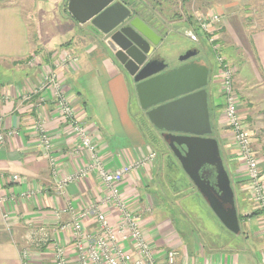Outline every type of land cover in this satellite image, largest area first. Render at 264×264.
<instances>
[{
	"label": "crops",
	"instance_id": "0c3cea01",
	"mask_svg": "<svg viewBox=\"0 0 264 264\" xmlns=\"http://www.w3.org/2000/svg\"><path fill=\"white\" fill-rule=\"evenodd\" d=\"M204 1L210 5L217 2V5L211 6L219 10L222 19L229 21L233 20V17L239 20V11H242L244 4L255 3L256 11H261L256 12L260 22L259 27L251 26L248 35L245 30L243 32L241 29L238 30L243 35L242 41H239L242 46L241 58L244 60L242 64H234L233 61L235 68L233 85L240 96L238 112L245 127L251 133L252 146L264 184V7L259 4L260 0ZM32 6L33 0H0V134L3 136V140H0V196L9 197L7 201L0 203V264H22L24 250L30 256L29 264H54L56 243L64 247L66 255L73 262L75 248L71 241V233L69 230L59 229L58 226L71 218V213L68 211L69 203L77 212L85 204L95 202L102 196L101 183L94 174L83 180L68 183L62 194L54 187L60 178L72 173L81 164L83 157L75 152L79 139L71 130L69 122L64 121L61 116L57 98L51 89H48L49 87H43L45 77L51 68L60 78L64 95L71 105L75 119L85 124L94 137L101 161L106 168L114 169L142 158L149 150L155 152L153 147L146 143L143 132L132 116L136 112L152 124L146 113L147 110L142 109L138 103L133 109L134 112L131 111L129 99L132 89L133 94L136 95L135 83L130 76L132 84L127 90L126 84H122L118 78L117 59L110 49L104 46L105 37L94 36L97 37L98 46L95 45L96 43L88 42L82 48L72 45L74 42L71 38L63 43L58 41V44L43 45L40 43L41 40L36 44L30 33V27L23 17V9ZM78 25L83 26L80 23ZM240 27L242 28V25ZM224 29L228 36L235 39L232 40L233 45L239 47L235 38L236 28H232L231 24L225 25L220 31L218 30V35H222ZM69 49L78 56L80 64H76L75 69L72 67L71 70H64L59 64H55L54 60L63 51L64 57ZM34 53L40 59L31 62L28 58ZM223 56L231 63L227 55ZM202 64H206L204 59ZM96 72L100 79L105 78L108 85H111L114 78L110 90L117 105L114 108L115 115L111 116L112 124L106 131L98 125L93 114L87 109V101L84 97L95 79ZM83 76L87 83L83 80ZM205 88L212 130L206 136L216 140L222 165L228 175L238 217L239 233L247 239L249 236L254 239L259 251V259L255 264H262L264 236L260 231L262 225L260 210L251 196L245 167L236 155L232 132L223 114L224 97L214 79H211L209 86ZM105 89H107L106 85ZM116 116H119L121 121L118 122ZM152 126L168 150L165 158L169 156L176 159L169 143L164 139L163 135L166 131L156 128L153 124ZM110 128L114 129L113 132ZM41 132L46 133L50 138L51 155L56 158L55 173L52 172L48 156L43 153L39 140ZM122 135L128 141H120ZM177 147L184 152V145ZM160 154L164 155L161 152ZM154 160L140 172L125 176L120 184V190L130 207L142 210L140 219L144 237L152 247L155 257L160 259L165 250L174 249L177 252V264L191 261L197 264H243L245 261H253L251 254L246 252L241 257L235 255V250L241 249L238 246H235L231 253L210 246L207 253L202 251L198 254L201 242L195 233L184 239L173 227L172 219L176 216L165 210L161 211L159 217L154 214V201L149 206L148 200L152 196L155 199L156 193L161 195L165 191L164 185L171 181L165 175V159L157 160L155 166ZM176 161L181 175L175 176V180L173 179L171 183L175 182L181 187L182 182L186 181L194 188L193 192L198 191L177 159ZM199 172L215 187L216 171L210 164L201 165ZM12 173H17L20 180L10 181L8 176ZM154 178L157 179V182L154 181L156 188L150 183ZM28 191H34L31 197L24 196ZM209 208L211 209L210 206ZM104 209L109 220L114 222L115 210L112 207ZM211 211L213 212L212 209ZM214 215L216 216L215 213ZM178 217L181 219V216ZM218 220L221 222L219 218ZM82 223L87 230H94L93 216L85 217ZM252 228H255L253 236ZM127 249H130L129 246Z\"/></svg>",
	"mask_w": 264,
	"mask_h": 264
},
{
	"label": "rangeland",
	"instance_id": "374dc122",
	"mask_svg": "<svg viewBox=\"0 0 264 264\" xmlns=\"http://www.w3.org/2000/svg\"><path fill=\"white\" fill-rule=\"evenodd\" d=\"M61 1V2H60ZM194 2V0H192ZM186 8L183 10H178L179 12L182 11V14L185 18L188 16H191V19L195 20L194 12H204L207 7L210 6V4L206 1H198L196 4L195 2L192 4L191 1L186 0ZM256 2V0H254ZM67 4V2H66ZM217 5V2L211 3V5ZM259 4H261L264 7V0H260ZM258 4V5H259ZM242 11H239V20L233 17V20L229 21L225 18L222 19V26L223 28L225 25L231 24L232 28H236V37L237 42L239 44V47H235L233 45V41L235 39L233 37L228 36V33L224 29L222 32V35H218V38H221L222 40V51L223 55H227L228 60L233 64L240 63L242 64L244 58H241V44L240 41L243 39V35L241 34V31H238L239 29L242 30V32L245 30L247 35L250 31V28L253 27H259L260 22L258 21V18L256 16V6L255 3H248L244 4L242 6ZM214 8V7H213ZM67 9V8H66ZM65 9L63 6L62 0H33V6L23 9V17L28 23L30 27V33L33 37V40L36 44L40 43L43 45H52V44H58V41L60 43H63V41L67 40L68 38H71V40L74 42L72 45H78V47L85 46L89 43H96L97 44V37H93V33H90L92 31L91 27L89 26V22L83 24L82 27H80L73 19L71 14ZM216 12H219V10L216 8ZM261 11H259L260 13ZM152 13L156 14V11H153ZM172 12L169 11L168 6L165 5V16L163 18H159L160 21H157L156 19L149 18L150 22L157 24V22H162V24L165 29H168L166 34L163 37L162 42L158 45L156 52L162 57V59L166 63V69L171 70L175 69L179 65V57L184 54L190 46L194 45L199 47L200 55L203 57V59L206 61V64L209 67V83L211 79L215 80V82L218 84L219 82V64L217 61V55L216 52H214L208 42V39L206 35L203 33L199 27L195 26L193 23L191 26H189L186 23H178L171 25L168 23V20L171 18ZM72 18H71V17ZM229 21V22H228ZM154 24V25H155ZM242 25V28L240 27ZM157 26V25H156ZM246 28H249L246 30ZM216 29L220 31L221 28L218 27V24L216 26ZM83 30V31H82ZM187 30H190L192 35L195 37L192 38L191 36H188ZM238 31V32H237ZM162 32V31H161ZM91 34V35H90ZM241 34V35H240ZM70 40V42H71ZM220 40V41H221ZM240 40V41H239ZM64 52V51H63ZM63 52L62 54L54 60L55 64H59L60 67H62L64 70H71L72 67L75 69L76 64H80L77 62L75 65L72 64V67L65 68L61 66L62 59H63ZM65 55H67V58L77 57L78 56L72 52L70 49L65 52ZM35 57L33 61L36 59H40V57L37 54H32L29 56L32 59ZM116 58V57H115ZM79 59V58H78ZM116 71L119 72L118 78H120L122 84H126L127 90H129L128 86L132 84V79L130 78L129 72L124 68L122 63H120L118 60L116 61ZM245 66V65H244ZM243 66V67H244ZM237 67V65H236ZM51 72L55 73L56 80L55 83H57V91L60 89L63 91V88L60 84V78L56 74V72L51 68ZM82 77V76H81ZM98 73H95V79L93 80V83L90 85V88L86 91V94L84 95L85 100L87 101V109L93 114V117L95 121L100 125L105 131L108 130V127L112 124L111 116L115 115V105L117 103L115 102V99L113 98V95L111 93V87L112 82H114V78L111 82V85L107 84V81L105 78L101 77L99 78ZM83 80L86 81V79L83 76ZM87 83V81L85 82ZM105 85L106 88L105 89ZM55 87H53L52 90H54ZM105 92H104V91ZM64 93V91H63ZM240 98V96H239ZM130 103L129 107L132 112H134V108L138 106V102L136 99L135 93L132 94L130 97ZM240 104V100H239ZM68 107L71 108V105L68 102ZM111 111V112H110ZM117 115V114H116ZM64 121H68L71 130L73 131V128L71 126L72 121H78L75 119L74 112H72L71 118L67 119V117L63 114H61ZM134 118V122L138 124V128L143 132L145 141L148 143L156 152V158L154 162V166L156 165L157 160L159 161L160 158L166 159L165 156L167 155V148L161 142V137L159 136L158 132L153 128L152 124L148 121V119H144L139 114L135 112V115H132ZM116 120L119 122L121 121L120 117L116 116ZM115 120V122H116ZM114 122V123H115ZM83 124V123H82ZM88 131V127L83 124ZM110 130L113 132L114 129L110 128ZM74 132V131H73ZM89 132V131H88ZM109 132V131H107ZM90 133V132H89ZM111 133V132H109ZM92 136V134H90ZM94 143L97 146V143L92 136ZM120 141L126 142L127 138H125L123 135L119 138ZM128 141V140H127ZM50 144V151H52V145ZM98 148V147H97ZM164 153L163 154H160ZM43 153L48 156L49 162L52 161V158L48 155V153ZM51 155V153H50ZM52 156V155H51ZM56 158H54V161ZM165 162V161H164ZM55 163L51 165L52 170L55 169ZM84 165V159L81 161V164L78 165V167L75 168V172L78 168H81ZM108 169V168H107ZM96 175V174H94ZM181 175L180 171H177L175 174H172V180L176 177H179ZM176 176V177H175ZM171 180V181H172ZM175 180V179H174ZM157 179H153L150 183H153V187L156 188ZM179 184V182H178ZM165 191L160 194H155V199L150 197L149 206H151L152 201H154V214L156 216H160L161 211H168V213H172V215L176 216V218H173V227L174 229L181 235L182 238H186L190 236L192 233H195L201 244L200 249L198 250V254L207 253L208 247H214L216 250H224L228 252H233V248L235 246H238L239 248L243 249L244 251L235 250V255L242 256L244 252L247 254H251V259L253 261H245L243 264H255L257 260L259 259V251L258 246L256 245L254 239L249 236L247 237L241 235L240 228L238 233H234L227 229L214 215V213L209 208L208 204L204 200V198L201 196V194L195 190L193 192L194 188L188 184L186 187H178V185L175 182H167L164 185ZM154 192V189L153 191ZM195 201V202H194ZM196 205V207H195ZM148 206V207H149ZM238 207V213L239 209ZM260 213V212H259ZM181 216V219L180 217ZM185 218V220H184ZM158 219V218H156ZM183 219V220H182ZM242 230V229H241ZM255 231V228L251 229V234L253 236V232ZM262 234V233H261ZM263 235V234H262ZM264 236V235H263ZM263 261V257L262 260Z\"/></svg>",
	"mask_w": 264,
	"mask_h": 264
},
{
	"label": "built area",
	"instance_id": "2783aa9c",
	"mask_svg": "<svg viewBox=\"0 0 264 264\" xmlns=\"http://www.w3.org/2000/svg\"><path fill=\"white\" fill-rule=\"evenodd\" d=\"M194 3L192 0H189ZM195 20L204 31L208 42L217 55L219 64V90L224 97L223 114L232 132V141L236 149V155L239 161L244 165L248 187L251 196L260 210L262 225L260 231L264 235V184L257 157L252 146L251 133L245 127L238 112L239 95L233 85V74L235 68L232 63L227 62L221 52V43L219 41L217 26V14L210 12L205 15L202 12L193 11ZM35 57L30 61L33 62ZM78 62L77 57L62 59L61 66L65 68L72 67V64ZM43 87H49L51 92L57 98L60 113L67 119L71 118L72 108L68 107V100L64 93L58 89L55 83L56 75L50 72L45 77ZM53 87H55L54 90ZM73 131L78 136L79 143L76 146L77 152L84 159V165L62 178L54 185L55 189L62 194L64 188L70 182H77L88 177L90 174H96L102 186V196L93 202H89L84 207L75 211L71 203L68 204V211L71 218L68 222L60 224L61 230H69L71 241L75 248L74 261L66 255L64 247L58 243L54 245V264H177L174 249H167L164 255L155 257L154 251L144 237L141 226V211L129 206L124 194L120 190V184L125 176L131 173L140 172L147 164L152 162L156 156L153 150H149L147 155L120 165L114 169H107L101 161L98 148L93 141L87 128L80 121H72ZM0 140L3 136L0 134ZM40 144L42 150L52 158L51 165L54 164V157L50 155V138L44 132H41ZM55 173V170H52ZM10 181H19L20 176L12 173L8 176ZM34 191H28L25 197H31ZM5 195L0 196V203L8 200ZM11 199V198H10ZM106 207H112L116 212V220L111 222L104 212ZM146 209V208H145ZM149 210V208H148ZM58 215V212H56ZM87 216H93L95 227L93 231L85 228L82 221ZM129 246V250L127 249ZM135 251V255H134ZM162 257V258H161ZM30 256L26 250L22 251V264H29ZM183 264H197L196 262H187ZM264 264V253L263 261Z\"/></svg>",
	"mask_w": 264,
	"mask_h": 264
},
{
	"label": "water",
	"instance_id": "95a60500",
	"mask_svg": "<svg viewBox=\"0 0 264 264\" xmlns=\"http://www.w3.org/2000/svg\"><path fill=\"white\" fill-rule=\"evenodd\" d=\"M112 1L67 0L66 8L75 21L80 24L89 22L103 34L119 26L115 34H120L133 44L135 51L120 44L114 36L108 40L111 52L133 76L140 107L147 110L156 128L166 131L163 136L171 151L216 216L229 230L238 233V217L229 178L222 165L216 140L206 136L212 131L205 88L209 67L191 62L164 70L166 63L163 59H150L142 65L149 53L142 43H157L154 38L156 34L126 6L112 5ZM196 54V50H188L179 60ZM177 145H184V152ZM204 164H210L216 171L215 187L199 172Z\"/></svg>",
	"mask_w": 264,
	"mask_h": 264
},
{
	"label": "flooded vegetation",
	"instance_id": "af4514ba",
	"mask_svg": "<svg viewBox=\"0 0 264 264\" xmlns=\"http://www.w3.org/2000/svg\"><path fill=\"white\" fill-rule=\"evenodd\" d=\"M198 1H203V0H194L195 4ZM110 4H112V5L123 4L132 12V14H134V16H138L140 19H142L144 22H146V24H148L152 28L154 33L156 34V37H154V38H155L157 43L153 44L151 41H148L149 42L148 44L142 43L143 46L149 50V53L143 59L142 65L150 59H162V57L156 52V49H157L158 45L162 42L163 37L166 34V32L168 31V29L163 28L164 26L162 24H164V23L157 22V24H155V23L150 22L149 18L154 17V19H156L157 21H160L159 18H163V16L166 15L165 14V5L168 6L169 11L172 12L170 15L171 18L168 20L169 24L174 25V24H178V23H186L189 26H191L194 23L196 27L198 26L199 29H201V27L198 25V23L191 19V16H188L187 18H185L182 14V11L181 12L178 11L179 9L183 10L186 8V4H187L186 0H113ZM153 11H156L157 13L154 14V13H152ZM210 12H215L217 14L216 23L218 24L219 28H223L222 16L219 12H216L215 7L213 8V6L210 5L202 13L207 15ZM126 22H124V23H126ZM83 24H85V23H83ZM88 24L92 29L93 37L99 36V35H102L105 37L103 40H104V46L106 48L110 49L108 46V40H110V38L112 36H114V38L118 42H120V44L126 46L127 49L129 48L131 51H135V49L133 48V44H131L127 39H125L120 34H115L117 32V29L119 28V26L113 28L107 34H103L100 30H98L97 28L92 26L90 23H88ZM203 33H204V31H203ZM187 34H188V36H191L192 38L195 39V37L190 32V30H187ZM188 50L189 51L190 50H196L197 54L193 55V56H191L185 60H182V61L180 60L179 65L177 67L184 65V64L191 63V62H197L199 64H202L203 57L199 56L200 51H199L198 45L197 46L192 45L189 47ZM110 51H111V49H110ZM136 55H138L139 57H142L141 54H136ZM142 65H140L139 67H141ZM164 70H167V69L165 68ZM131 77L133 78V76H131Z\"/></svg>",
	"mask_w": 264,
	"mask_h": 264
},
{
	"label": "trees",
	"instance_id": "16d2710c",
	"mask_svg": "<svg viewBox=\"0 0 264 264\" xmlns=\"http://www.w3.org/2000/svg\"><path fill=\"white\" fill-rule=\"evenodd\" d=\"M62 2H63V6L66 9V2H67V0H63ZM171 158L172 157L167 156L166 159H165V162H164V171L166 173L165 175L168 177V180L169 179L172 180L171 179L172 178L171 173L173 174V173H176L177 171H179V167L177 166L176 159L174 157H173L174 159L173 158L171 159ZM186 186H188V183L186 181H183L181 187H186Z\"/></svg>",
	"mask_w": 264,
	"mask_h": 264
},
{
	"label": "bare ground",
	"instance_id": "6f19581e",
	"mask_svg": "<svg viewBox=\"0 0 264 264\" xmlns=\"http://www.w3.org/2000/svg\"><path fill=\"white\" fill-rule=\"evenodd\" d=\"M78 59V58H77Z\"/></svg>",
	"mask_w": 264,
	"mask_h": 264
}]
</instances>
